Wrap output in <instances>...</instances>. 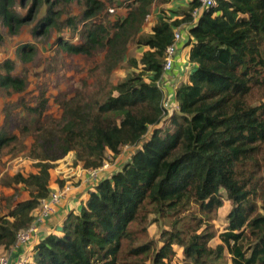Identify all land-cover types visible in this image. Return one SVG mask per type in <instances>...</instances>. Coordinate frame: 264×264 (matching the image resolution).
<instances>
[{
  "label": "trees",
  "instance_id": "trees-1",
  "mask_svg": "<svg viewBox=\"0 0 264 264\" xmlns=\"http://www.w3.org/2000/svg\"><path fill=\"white\" fill-rule=\"evenodd\" d=\"M73 1L33 0L34 6L48 4L49 12L32 33L38 37L54 27L77 29L84 24V43L58 44L70 55L106 50L105 78L98 80L101 89L65 99L60 120L51 119L33 134L22 130L33 135L29 157L38 171L2 180L4 187L23 185L28 192L27 199L0 214L3 256L12 251L17 234L31 226L33 213L52 193L51 171L59 160L74 152L75 164L96 170L107 161L108 152L115 159L128 146L136 147L131 159L111 177H99L80 211L70 212L56 233L35 245L31 264H122L125 252L131 259L127 264H133L153 250V244L124 250L125 242L139 240L136 232L147 231L149 213L171 217L194 204L210 218L223 207L222 192L233 206L228 226L219 235L222 243L212 247L215 232L206 229L188 236L174 222L161 234L163 246L156 251L154 264H170L175 245L192 264H222L225 250L232 264H264V193L261 212L254 199L264 187V178L259 177L264 174V103H248L254 90L264 87V0H217V7L203 10L196 24L192 14L200 5L191 1L177 15L180 18L160 16L147 34H142L143 28L156 0H133L127 4V16L108 27L90 23L104 6L98 0H84L87 10L81 17L60 23L63 14L55 8ZM14 6L15 0H0V20L11 33L28 23L34 11L31 7L21 16ZM182 26L188 27L185 46L190 47L193 67L187 66V82L175 87L178 109L164 118V94L157 82L164 74L165 51ZM136 37L145 50L139 61H128L140 72L111 85L109 79L128 59V44ZM35 51L33 45L23 44L17 55L29 61ZM0 68L5 71L0 74L2 89L25 92V79L13 75V61ZM106 81L110 88L105 91ZM47 103L42 96L39 106L26 110L34 119L41 118ZM16 109V104L7 106L5 125L0 127V155L18 139L8 124ZM59 186L63 188L64 181Z\"/></svg>",
  "mask_w": 264,
  "mask_h": 264
},
{
  "label": "rangeland",
  "instance_id": "rangeland-1",
  "mask_svg": "<svg viewBox=\"0 0 264 264\" xmlns=\"http://www.w3.org/2000/svg\"><path fill=\"white\" fill-rule=\"evenodd\" d=\"M98 1L102 2L104 6L102 10L90 20V23L95 22L98 25L108 27L119 18H125L127 16L129 12L127 4H130L133 0ZM31 7H33L32 10L34 9L33 16L32 18L28 17V23L19 31L11 33L0 20V66L7 60L13 61L15 63L13 75L21 77L26 81V90L20 94L8 92L0 87V127L5 125L7 106L16 104L17 109L10 113L11 116L8 124L11 132H14L18 137L16 141L12 142L8 149H4L3 152H5V154L3 153L4 155H0L1 215H6L13 204L28 198V192L24 190L23 185L13 189L7 188L2 185V180L17 173H22L27 176L30 173L38 171L35 167L36 161L29 157V148H31L34 143L33 135H27L23 133L22 130L27 128L30 131L28 132L33 134L38 126L46 124V122L51 119L60 120L63 115L61 103L65 99H71L82 92H92L101 89L98 80L100 77L105 78L103 65L106 50L100 47L97 48L92 55H70L58 44L59 42H69L72 44L84 43L85 40L83 36L86 31V26L84 24L80 25L77 29L62 27L59 30L54 27L48 34H40L38 37H34L32 33L33 29L41 19L47 16L49 9L48 4L45 3H39L37 6H34L33 0H15L14 8L21 16H26ZM187 9L188 7L182 8L175 0H156L145 21L142 34L149 33L160 16L176 20L179 12ZM55 10L63 14L59 22L64 23L67 19L76 16L81 17L83 12L87 10V7L84 0H75L64 7L59 5ZM138 40V37H136L128 44V59L112 74L109 79L111 85L118 84L128 75L140 72V70L133 68L130 61H128L131 59L139 61L142 57L145 49L144 47H140L137 43ZM23 44L33 45L36 48L33 58L29 61H23L17 55L18 48ZM4 73L5 71L0 68V74ZM107 82L108 81L103 82L107 87L105 91L110 88ZM42 96L48 100L46 112L43 117H36L34 119L33 114L29 115L26 108L39 106ZM102 97H104V94ZM248 103L253 106H261L264 103V87L256 88L249 97ZM36 121H39V123L36 124ZM151 132H153V128H151L149 133ZM262 148V154L264 155V146ZM132 151L131 149H128V151H126V149L123 150L124 153ZM64 159H67L65 163L68 167H83L81 164H75L74 152L70 153ZM106 159L107 161L105 162L109 164L115 162L108 154H106ZM60 161L61 160L58 162ZM63 162L64 160L62 163ZM261 166H263L262 162ZM52 175H54V180L56 178L55 172H52ZM259 177L264 178V174L260 173ZM84 179L83 177V181ZM69 181L71 182V179ZM66 186L73 188L72 184H66ZM257 193V197L254 199L261 212L264 187L259 188ZM222 200L223 207L216 212H212L210 218L202 215L200 207L194 204L186 211L177 213L171 217H162L159 214L149 213L147 231L136 232L135 235L139 240L130 243L125 242L124 250H130L131 246L153 244V250L148 255L134 259L133 264H154L155 253L163 246L161 234L165 230H171L174 222H178L177 228L181 229L184 234L188 236L201 234L206 229L208 231H213L217 236L211 241L210 246L216 247L220 245L222 242L219 239V235L225 232L228 226V216L233 208L231 201L224 192H222ZM133 229H135L134 226ZM251 240L253 241L254 238L251 237ZM174 251L175 256L172 257V262L170 264H192L185 260L184 251L180 246L175 245ZM122 257V264H127V262L131 260L127 252H125ZM222 264H232L227 250H225V260Z\"/></svg>",
  "mask_w": 264,
  "mask_h": 264
},
{
  "label": "crops",
  "instance_id": "crops-1",
  "mask_svg": "<svg viewBox=\"0 0 264 264\" xmlns=\"http://www.w3.org/2000/svg\"><path fill=\"white\" fill-rule=\"evenodd\" d=\"M192 0H184V1H178L175 0L176 3H179V5L182 8L189 7L188 3ZM203 10L200 12V16L202 15ZM180 18V17H176ZM198 21V20H197ZM197 21L193 23H197ZM178 29V28H177ZM176 29V30H177ZM179 29H181L183 34V40L179 42L178 45V53L175 57L174 67L173 69L168 72L165 76V81L167 82L166 86V94L167 99L171 101L176 106V102L174 100L175 95V87H178V85L187 82L188 76L190 74L189 69H187V66L192 65L189 62L190 58V47H186V43L189 41V34H188V27L182 26ZM175 30V31H176ZM122 149L121 154L117 156L115 159L112 157V153L108 152L107 154L113 158L115 161L112 164L111 169L108 171H104L100 174V176L105 179L111 177L113 174L121 171L123 166L131 159L134 151L136 150V147H130L132 152L124 153ZM129 149V150H130ZM128 151V149H126ZM64 160V164L62 161ZM60 162H57L56 167L51 171V181H50V189L51 192L61 190L63 188H60L59 181H64V186L73 185V188L68 193L66 198H63L62 201L57 205L56 212L54 215L48 219L44 224L39 225L38 227V233L36 237L33 239L31 243L25 246H20L16 249H12L10 253L7 255L9 256V259L11 262L16 263L20 259H23L27 264L32 263V253L35 245H37L41 240H43L46 236L52 233H56L62 223L64 222L66 216L70 212H79L86 200L88 199V194L92 190L91 187L87 183V171L85 168L77 166L73 168L68 167L65 161L67 159H63ZM83 168V169H82ZM52 172H55L56 178L53 180ZM59 175V176H57ZM83 177L85 178L83 181ZM71 179V182L69 181ZM86 180V182H85ZM69 181V182H68ZM67 182V183H66ZM38 213V210L33 213L34 216ZM4 250L1 249L0 256L4 255Z\"/></svg>",
  "mask_w": 264,
  "mask_h": 264
},
{
  "label": "built area",
  "instance_id": "built-area-1",
  "mask_svg": "<svg viewBox=\"0 0 264 264\" xmlns=\"http://www.w3.org/2000/svg\"><path fill=\"white\" fill-rule=\"evenodd\" d=\"M199 3L200 7L193 11V19L194 22L200 18L201 10L210 9L217 7V0H192ZM183 40V34L181 29H177L174 33V42L167 47L165 51V59H164V74L160 81L157 82L158 88L163 92V108H164V118L169 117L173 114L174 110L178 109L173 103L167 99L166 94V84L165 76L168 72H170L174 67L175 57L178 53V45L179 42ZM126 149H129L126 146ZM112 164L108 162H104L103 166L96 170H88L87 171V183L90 187L96 185L97 180L99 179L100 174L104 171H108L111 169ZM72 187L64 186L63 189L54 191L50 194V196L41 202V205L38 209V213L34 218V222L30 227L21 230L17 234V241L13 249H16L20 246L28 245L33 241L38 233V227L41 224H44L48 219H50L54 213L56 212L57 205L62 201L63 198H66L68 193L71 191ZM0 264H27L23 259H20L16 263L10 261L9 256H0Z\"/></svg>",
  "mask_w": 264,
  "mask_h": 264
}]
</instances>
